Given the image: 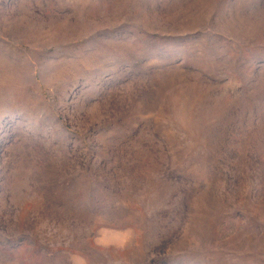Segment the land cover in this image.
Segmentation results:
<instances>
[{
  "label": "rangeland",
  "instance_id": "1",
  "mask_svg": "<svg viewBox=\"0 0 264 264\" xmlns=\"http://www.w3.org/2000/svg\"><path fill=\"white\" fill-rule=\"evenodd\" d=\"M0 264H264V0H0Z\"/></svg>",
  "mask_w": 264,
  "mask_h": 264
}]
</instances>
